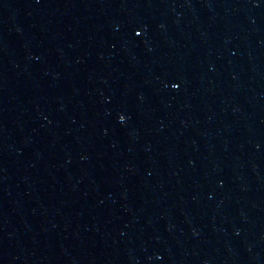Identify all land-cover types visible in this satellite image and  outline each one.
Here are the masks:
<instances>
[{
	"label": "water",
	"instance_id": "1",
	"mask_svg": "<svg viewBox=\"0 0 264 264\" xmlns=\"http://www.w3.org/2000/svg\"><path fill=\"white\" fill-rule=\"evenodd\" d=\"M0 264H264V0H0Z\"/></svg>",
	"mask_w": 264,
	"mask_h": 264
}]
</instances>
